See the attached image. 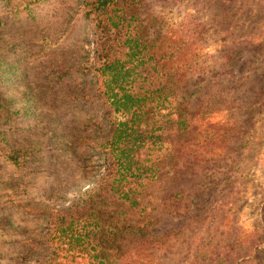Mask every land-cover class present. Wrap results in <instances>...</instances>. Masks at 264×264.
Wrapping results in <instances>:
<instances>
[{
	"label": "rangeland",
	"instance_id": "1",
	"mask_svg": "<svg viewBox=\"0 0 264 264\" xmlns=\"http://www.w3.org/2000/svg\"><path fill=\"white\" fill-rule=\"evenodd\" d=\"M143 5L137 17L156 18L154 34H181L188 16L203 27V66L181 74L178 101L189 98L192 110L225 101L199 111V156L182 158L177 183L157 191L182 198L154 213V233L169 235L154 264H189L221 232L264 237V0ZM93 50L83 0H0V264H30L27 240L92 183L85 166L102 173L86 141L102 140L107 110L79 71L93 64Z\"/></svg>",
	"mask_w": 264,
	"mask_h": 264
},
{
	"label": "trees",
	"instance_id": "2",
	"mask_svg": "<svg viewBox=\"0 0 264 264\" xmlns=\"http://www.w3.org/2000/svg\"><path fill=\"white\" fill-rule=\"evenodd\" d=\"M142 7L143 0H83L95 58L79 71L109 119L102 140L86 142L103 170L95 176V166H85L92 183L65 211L54 210L45 233L27 240L30 264H154V252L166 245L169 235L154 233V213L172 199L179 207L182 193L159 198L157 191L161 183H177L182 158L199 156L192 137L199 133V111L225 101L207 99L196 110L189 98L178 101L181 74L203 66L206 55L197 48L203 27L188 16L181 34H154L148 23L157 19L140 20ZM82 160L88 162L86 152ZM189 264H264V237L249 232L232 239L221 232Z\"/></svg>",
	"mask_w": 264,
	"mask_h": 264
}]
</instances>
